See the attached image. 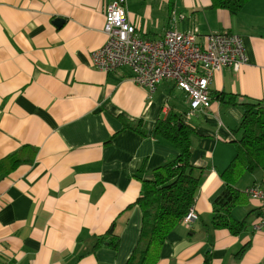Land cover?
I'll return each mask as SVG.
<instances>
[{"label":"crops","instance_id":"0c3cea01","mask_svg":"<svg viewBox=\"0 0 264 264\" xmlns=\"http://www.w3.org/2000/svg\"><path fill=\"white\" fill-rule=\"evenodd\" d=\"M109 1L0 0V263L127 264L141 234L134 205L141 180L179 155L153 136L172 111L194 130L190 162L204 174L193 206L198 220L170 234L159 264H264V231L254 230L260 204L244 193L264 186V170L234 186L241 195L231 216L246 228L238 235L212 228L227 189L221 175L241 139L239 105L264 102V0L236 15L211 9L210 0H125L143 38L161 39L169 29L197 30L203 43L215 33L241 36L248 62L216 73L210 108L191 118L175 83L151 93L127 68L93 67L92 54L108 40ZM139 123L140 131L127 126ZM112 226L117 250L96 244Z\"/></svg>","mask_w":264,"mask_h":264},{"label":"trees","instance_id":"16d2710c","mask_svg":"<svg viewBox=\"0 0 264 264\" xmlns=\"http://www.w3.org/2000/svg\"><path fill=\"white\" fill-rule=\"evenodd\" d=\"M253 0H210L211 9L226 10L231 14L240 13ZM175 2V0H171ZM227 105H238L235 96H219ZM243 117L239 125L241 139L236 145V156L221 177L227 184L225 193L214 207L212 228L228 229L238 235L246 226L235 221L231 212L238 206L241 195L234 189L246 174L257 169L264 170V102L240 104ZM141 129L142 123L134 127ZM194 130L181 117L170 111L165 118L159 119L154 126L153 136L159 141L170 143L179 155L153 171L154 178L142 182V191L134 205L142 211V228L138 244L127 264H159L162 249L170 234L178 229L195 204L201 185L203 171L196 175L191 165V136ZM19 163V161H18ZM114 250L120 245V237L112 226L104 236L97 239L98 246L107 244Z\"/></svg>","mask_w":264,"mask_h":264},{"label":"built area","instance_id":"2783aa9c","mask_svg":"<svg viewBox=\"0 0 264 264\" xmlns=\"http://www.w3.org/2000/svg\"><path fill=\"white\" fill-rule=\"evenodd\" d=\"M107 44L92 54L93 67L104 73L127 68L135 84L155 93L163 81L175 83L188 98L187 118L204 112L211 106L210 85L216 73L225 68L235 72L246 65L248 58L241 36L215 33L201 42L197 30L166 31L161 39L139 36L127 17L125 0H111L105 8ZM244 193L260 204V218L255 231H264V186L256 185ZM198 220L194 208L184 219L190 227ZM0 264H12L3 260Z\"/></svg>","mask_w":264,"mask_h":264}]
</instances>
